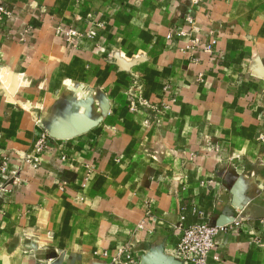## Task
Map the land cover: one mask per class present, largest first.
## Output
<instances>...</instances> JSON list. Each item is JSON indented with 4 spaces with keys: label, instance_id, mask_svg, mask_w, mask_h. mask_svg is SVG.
Masks as SVG:
<instances>
[{
    "label": "crops",
    "instance_id": "obj_1",
    "mask_svg": "<svg viewBox=\"0 0 264 264\" xmlns=\"http://www.w3.org/2000/svg\"><path fill=\"white\" fill-rule=\"evenodd\" d=\"M0 6V264H187L172 250L194 224L227 226L206 264H264V0ZM36 117L48 145L20 170Z\"/></svg>",
    "mask_w": 264,
    "mask_h": 264
},
{
    "label": "built area",
    "instance_id": "obj_2",
    "mask_svg": "<svg viewBox=\"0 0 264 264\" xmlns=\"http://www.w3.org/2000/svg\"><path fill=\"white\" fill-rule=\"evenodd\" d=\"M9 18L11 11L3 6H0V17ZM63 39L68 44H74L79 32L74 29L60 31ZM92 35V33H90ZM170 36H168V39ZM215 44V41H212ZM208 48H211L209 46ZM88 96V92L81 93V98L84 99ZM137 105H141L140 103ZM131 110H137L134 100H131ZM153 118H157L159 109L153 108ZM39 128L38 137L33 145L30 153H20L19 158L23 165H30L33 170L40 167V156L48 145V134L44 129L40 120L36 121ZM6 173L5 165L0 166V175ZM7 191L6 186H0V196ZM226 225L217 226L215 224H194L189 226L180 225L181 233L175 247L172 250V255L179 263L185 262L187 264H206L208 253L215 247L218 235L225 231ZM125 254L126 261H121V255H118L114 262L116 264H134L130 251L126 248L123 253Z\"/></svg>",
    "mask_w": 264,
    "mask_h": 264
},
{
    "label": "rangeland",
    "instance_id": "obj_3",
    "mask_svg": "<svg viewBox=\"0 0 264 264\" xmlns=\"http://www.w3.org/2000/svg\"><path fill=\"white\" fill-rule=\"evenodd\" d=\"M7 9V8H6ZM10 10V9H8ZM11 11V16L9 18H5V17H0V19H5V20H11L12 18V10ZM190 17H187L186 18V22H190ZM189 24V23H188ZM194 30L196 32H198V29H195ZM31 27L29 26H25L24 29L21 31V40L23 41L24 40V36L28 35L31 33ZM182 34V33H180ZM212 41H215V40H212ZM212 41L210 44L206 45L204 47V51L207 52V53H212L213 52V49H214V46L215 44H212ZM191 44H192V48H196L197 45L199 44V40L197 39V37H194L192 40H191ZM209 46H211V48H208ZM9 74H7L4 70L0 69V83L1 85L4 87V89H6V92H5V95L7 97V100L9 102H13V92L16 90V83L13 84V82L9 79ZM0 85V86H1ZM68 86V88L71 89V86L69 84H66ZM88 97V96H87ZM87 97L82 99L81 98V91H79V95L77 97V100L80 101V102H86L87 100ZM21 107L25 110V111H28V112H36L37 111V108L33 107V108H30V106H27V104H22ZM39 120L38 117H36V119L34 120V123L36 124V121ZM19 163H20V166H22V168H20V170H25L27 169L28 171H33V168L30 166V165H23V163L20 161V158H19ZM2 165H5V168H6V162L3 161V162H0V166ZM25 166V169H23V167ZM38 170V169H36ZM6 174V173H5ZM4 175V174H3ZM3 175H0V186H9V184L11 183L10 180L11 178L13 177H9V179H7L5 182L1 183V178ZM16 181V178H14V181Z\"/></svg>",
    "mask_w": 264,
    "mask_h": 264
},
{
    "label": "water",
    "instance_id": "obj_4",
    "mask_svg": "<svg viewBox=\"0 0 264 264\" xmlns=\"http://www.w3.org/2000/svg\"><path fill=\"white\" fill-rule=\"evenodd\" d=\"M177 263H179V262H177Z\"/></svg>",
    "mask_w": 264,
    "mask_h": 264
}]
</instances>
